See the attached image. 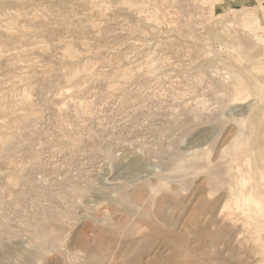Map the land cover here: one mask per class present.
<instances>
[{
    "label": "rangeland",
    "instance_id": "1",
    "mask_svg": "<svg viewBox=\"0 0 264 264\" xmlns=\"http://www.w3.org/2000/svg\"><path fill=\"white\" fill-rule=\"evenodd\" d=\"M0 264H264V0H0Z\"/></svg>",
    "mask_w": 264,
    "mask_h": 264
},
{
    "label": "bare ground",
    "instance_id": "2",
    "mask_svg": "<svg viewBox=\"0 0 264 264\" xmlns=\"http://www.w3.org/2000/svg\"><path fill=\"white\" fill-rule=\"evenodd\" d=\"M42 240V239H41Z\"/></svg>",
    "mask_w": 264,
    "mask_h": 264
}]
</instances>
